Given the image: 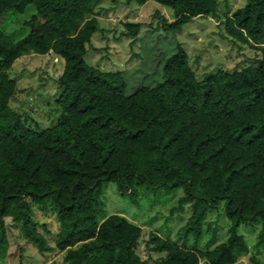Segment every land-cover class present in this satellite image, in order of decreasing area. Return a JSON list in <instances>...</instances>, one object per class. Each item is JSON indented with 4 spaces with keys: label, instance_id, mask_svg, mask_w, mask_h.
I'll use <instances>...</instances> for the list:
<instances>
[{
    "label": "trees",
    "instance_id": "1",
    "mask_svg": "<svg viewBox=\"0 0 264 264\" xmlns=\"http://www.w3.org/2000/svg\"><path fill=\"white\" fill-rule=\"evenodd\" d=\"M153 1L170 8L173 18L156 12L152 32L172 38L193 18L214 16L219 0ZM99 2L0 0V23L34 7L21 38L0 25V260L13 257L21 239L40 254L62 253L51 264H234L247 252L241 224H258V243L264 241V0H248L222 20L229 39L259 50L257 66L199 79L175 42L174 51L160 56L159 82L141 81L132 90L125 72L84 58L99 27ZM124 26L129 37L140 30L137 22ZM48 53L64 63L57 78L60 115L34 130L9 105L16 83L8 71L19 57ZM107 182L133 203L140 187H181L172 211L191 204L177 233L182 241L152 230L145 248L158 256L142 258L140 226L117 214L97 221ZM221 205L228 237L203 250L198 241L207 213ZM32 206L58 221L53 245Z\"/></svg>",
    "mask_w": 264,
    "mask_h": 264
},
{
    "label": "rangeland",
    "instance_id": "2",
    "mask_svg": "<svg viewBox=\"0 0 264 264\" xmlns=\"http://www.w3.org/2000/svg\"><path fill=\"white\" fill-rule=\"evenodd\" d=\"M247 2L219 0L214 16L193 18L171 38L160 31L152 32L157 24L156 12L171 20L173 12L170 8L153 0L141 5L125 0H100L95 8L99 27L91 37L84 58L102 70L125 72L128 90H132L141 81L159 82L160 56H167L174 51L175 42H179L188 53L191 68L199 79L212 71L232 72L257 66L259 50L229 39L222 25L224 18ZM32 13L34 7L29 5L23 13L16 14L7 22L2 20L0 25H4V33L12 39L21 38L27 33L25 22ZM125 22L140 23L136 37L125 35ZM63 65V60L54 53L27 54L19 57L9 69L8 74L16 83V91L9 105L28 127L42 130L56 123L60 115L56 103L60 94L57 78ZM182 195L181 187L158 191L140 187L137 202L133 203L129 196L117 192L115 183L107 182L102 187L103 208L97 213V221L101 222L108 215L117 214L140 226L143 235L138 244V254L144 259L149 255L156 257L158 254L149 253L145 248L150 231H157L177 242L182 241L177 233L191 215V204L185 203L181 211H172L177 206V198ZM32 217L41 225L40 231L48 244L53 245L54 235L59 228L54 214L32 206ZM228 226L229 221L222 205L218 210L208 211L198 246L203 250L212 249L224 242L228 237ZM258 232L259 225L256 223L240 225L238 233L247 245V252L241 254L234 264H264V241L258 243ZM18 240L20 244H13L14 256L0 260V264H51L62 260V253L40 254L36 248ZM188 241L191 243L192 238Z\"/></svg>",
    "mask_w": 264,
    "mask_h": 264
}]
</instances>
